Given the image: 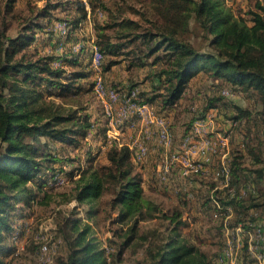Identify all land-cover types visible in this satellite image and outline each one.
Segmentation results:
<instances>
[{
    "label": "trees",
    "instance_id": "obj_1",
    "mask_svg": "<svg viewBox=\"0 0 264 264\" xmlns=\"http://www.w3.org/2000/svg\"><path fill=\"white\" fill-rule=\"evenodd\" d=\"M17 2L6 0L5 12H12ZM66 2L48 0L15 36L6 33V26L0 32V264H9L4 258L15 249L11 242L16 231L22 236L19 220L29 219L35 206L49 202L57 177H63L64 184L68 179L74 184L72 198L79 203L97 200L108 189L113 190L111 202L119 209L117 220L131 223L124 245L139 232L141 221L157 214L173 225L164 244L156 250L149 249L153 264H217L218 253L210 258L183 234L182 227L190 228L192 240L204 242L206 237L215 236L213 228L226 231L227 227H247L249 220L254 221L253 217L248 218L251 210L264 211V129L260 130L264 120V0H257L255 9L248 10L249 18L235 15L225 7L223 0H156L154 8L160 22L151 21L152 28L140 30L139 23L128 20L123 24L135 26V31L121 33L116 40L102 33L95 38L103 56L123 55L124 59H130V68L146 70L145 78L151 89L149 93L138 92V97L153 106L158 104V109L154 107L166 118H170L169 113L190 91L202 93L206 98L203 110L196 116L203 117L208 110L216 109L235 123L234 129L240 128L243 148L232 149L226 157L230 168L229 187L217 188L221 179L217 183L208 181L203 172L184 176L176 167L174 174L180 177L175 180L169 173L166 180L156 170L153 186L173 194L183 208L172 211H164L146 198L143 173L136 166L142 167V162L135 161L127 146L110 144L107 139L110 144L105 152L107 162L98 166L91 155V143L86 150L87 166L80 154L63 157L59 151H54V145L61 143L72 145V150L77 152L84 146L82 140L87 144L96 137L95 125L86 107L65 108L55 101L69 94L94 91L91 83L86 86L91 74L87 63L83 62L88 46L76 37L80 22L89 14L84 0L76 4L80 16L65 19L70 29L68 37L74 40L72 48L58 56L42 54L36 47L47 40L46 32L58 35L51 26L63 18L56 17L54 10L66 8ZM192 23L202 36L199 45L187 36L192 32ZM78 43L83 47L75 52ZM31 47L34 48L32 53ZM59 58L68 67H56L54 62ZM118 62L110 59L104 64L105 70ZM226 83L231 84L233 91L261 103L262 116L259 117L256 109L226 98L222 94ZM135 85L131 84L126 92L135 89ZM83 110L86 112H81ZM194 117L184 128V121L175 123L182 128L179 137L175 124L169 122L177 140L191 129L198 118ZM107 123L97 132L103 135L105 143ZM218 158L221 156L213 160L218 164L216 169L220 166ZM67 166L72 169L66 171ZM250 185L257 195L244 197L242 189ZM229 206L231 215L224 208ZM185 208L189 212V223L183 220ZM87 214L91 217L95 211L90 209ZM66 220L65 226L69 229L64 232V242L68 252L58 257L56 264H105L107 249L100 248L91 224H83L80 218L67 217ZM193 226L200 227V231L193 230ZM243 250L245 253L237 264H256L257 258L250 256L248 243Z\"/></svg>",
    "mask_w": 264,
    "mask_h": 264
},
{
    "label": "rangeland",
    "instance_id": "obj_2",
    "mask_svg": "<svg viewBox=\"0 0 264 264\" xmlns=\"http://www.w3.org/2000/svg\"><path fill=\"white\" fill-rule=\"evenodd\" d=\"M47 1L48 0H18L13 11L6 13L4 9L6 0H0V32L7 27V34L13 36L17 35L20 32L22 25L28 21L29 17L34 15L37 12V9L44 6ZM51 1H67L65 10H61V7H59L55 11L56 17L72 19L80 16V12L76 6L80 0ZM223 1L225 7L231 9L235 15H243L244 17L249 18L250 14L247 12L250 9H255V3L257 0ZM155 3L156 0H87L85 5L90 14V17H87L90 21L84 31H82V34L85 33V35H88L91 31L95 38L102 33L106 35L108 39L111 37L113 40H116L118 39L117 36L119 34L136 30L133 25L123 24L128 20L139 23L140 30L152 28L153 23L151 21L160 22V17L156 16L154 8ZM191 29V34L189 32L187 33V36L191 38L195 44H201L202 36H200L199 32L195 29V23L191 24ZM83 39L84 41L90 40L87 39V37L86 39ZM119 41L123 42V39H120ZM47 45L48 43L45 40V42L36 45V47L41 50L42 54L60 53L56 48L47 47ZM33 47L30 48L31 53L34 49ZM110 59H116L119 62L113 67V69L111 68L110 71L107 72V83L109 85L112 84L123 90L125 84L128 86L132 83H135L136 85L146 83L145 69L130 68V59H124L123 55H119L117 58L103 56L102 62L104 61L106 65ZM124 81H126L125 84H123ZM223 90H226L227 92H223ZM197 94L188 91L185 98H183V100L181 99L182 103H179V105L175 107L176 109L171 113L174 118V123L177 124L179 120H181V122L184 121L185 124H182V127L184 128L190 121H192L193 115H195L194 118H201L196 115L203 110L202 107L206 102V98L202 93ZM222 94L228 99L232 98L235 102L244 107L256 109V113H259V117L262 116V114H260L263 112L262 104L255 102L253 99L244 97L241 93L233 91L231 84L226 83V85L222 87ZM55 101L60 104L62 103L65 108L78 106V108L82 109V107H86V111L88 112L84 110L81 112L91 114L92 122L95 125L94 129L96 130V137L94 140L90 139L89 142H86L87 144H85L86 140H82L84 146L83 148L78 149L77 152L72 150V145L61 143L54 145V151H59L64 155L63 157H74L77 156V154H80L82 162L87 166L89 162L87 160L88 156L86 150L89 147L88 143H91V155L95 157V165L106 164L107 159L105 152L108 149V145H106V143H108L107 135L105 134V143L103 135L97 134V132L106 125L107 119L94 91L90 90L80 95L69 94L65 98H55ZM188 107L191 109L188 110ZM200 113L198 115H200ZM227 117L228 116L224 113L223 118L227 119ZM198 118H196V120ZM239 129L240 128L238 127L232 132L229 151L232 149L237 150L243 148L241 145L242 136L238 132ZM261 129H264V120L263 125L260 126V130ZM252 132L253 134H257L256 130H252ZM176 141L177 143L179 142L177 138ZM227 156L229 157V154ZM195 158L198 157L195 156ZM161 159L157 161V166L161 163ZM221 160V158H218L217 162L220 164ZM136 166L137 169L141 171V165L138 164ZM207 166L209 167L208 170L203 172L206 179L208 181L216 182L213 171L218 164L212 161ZM70 169H72V167L67 166L66 171H69ZM156 170H158V168H156ZM174 172L175 171L172 170L171 174H174ZM145 176L147 177V179L145 178L144 185L146 198L154 201L164 211H172L174 208L183 209L180 202L173 194L165 192L159 187L155 188L152 183H149L151 177L148 178L147 173H145ZM251 187L253 189H251ZM217 188L224 189L220 183ZM243 189L246 190V195H244V197H248L249 194H253V196L257 195V191L252 185ZM234 191L235 190H233V192ZM73 192L74 184L69 179L67 183L62 186L56 185L54 191L50 192L51 198L47 204H38V206L34 207V213L29 219L19 220L18 225L20 229L23 230L22 236H19V231H16V235L11 242L13 245L12 247L15 249H13L14 251L10 255L5 256L4 260L9 264H56L58 257H64L68 252V246H66L64 242V232L65 230L68 231L69 228L65 226V223L67 222V217H72L80 218L83 224H91L93 235L96 238L97 243L100 244V248L107 249V261L105 264L154 263L152 255L149 253V249L152 248V250H156L160 245H163L173 225L162 218L161 215L157 214V216L152 219L141 221L139 232L135 234L134 238L131 239L127 245H124L123 242L130 235L129 226L131 223L129 220L124 222L117 220L119 209L115 208L111 202L113 198V190L108 189L97 200L83 203H79L72 198ZM90 209L95 211V215L88 217L87 211ZM188 213V209L185 208L183 217L185 223H189ZM254 216H256V219ZM249 217H253L254 221L249 220L247 227H244V225L237 226L236 228L227 227L226 231H215V228H213L215 236L213 238L206 237V240H203L204 242H200L201 240L197 239L192 240L191 238H193V236H191L192 234L189 227H182V232L200 249L209 254L210 258H213V256L218 253V255H216L217 264L239 263L245 253L243 250L245 243L249 244L251 252L250 256L252 258H257L256 264H264L263 258L260 259L258 257L260 255L256 252L257 248H264V211H256L253 209L248 218ZM213 223H215V221H213ZM216 228L220 229L219 226H216ZM200 229V227L193 226V230L199 232ZM41 244L42 247L40 248ZM45 245L47 247H44Z\"/></svg>",
    "mask_w": 264,
    "mask_h": 264
},
{
    "label": "built area",
    "instance_id": "obj_3",
    "mask_svg": "<svg viewBox=\"0 0 264 264\" xmlns=\"http://www.w3.org/2000/svg\"><path fill=\"white\" fill-rule=\"evenodd\" d=\"M86 1L84 0L85 3ZM51 29L64 38L68 37L70 31L68 21L65 19L56 20ZM90 46L93 53L92 63L97 69L93 88L108 122L106 132L108 142L115 143L119 147L127 146L133 153L135 161L143 162L149 153V141L156 138L163 149L158 171L165 179L176 167L184 176L205 172L208 170L207 165L216 156H221L220 166L213 171L214 179L216 181L221 179L220 184L224 188L229 187L230 168L226 163V156L230 150V138L235 123L227 119L226 122L231 127L219 131L216 127L218 120L216 113H206L194 121L191 129L177 143L174 130L166 116L159 113L152 104L141 101L137 89L123 93L106 82L102 71L103 53L96 44L95 38L91 39ZM82 47L83 44L78 43L74 51L77 52ZM54 65L60 67L62 61L56 60ZM126 128L131 130L130 134L125 133ZM64 182L63 177H57L55 185H62ZM242 194L246 195L245 189L242 190ZM216 204L220 205L217 200ZM224 208L227 209L228 214L231 213L230 206ZM261 249L263 248H257L256 252L264 262V251Z\"/></svg>",
    "mask_w": 264,
    "mask_h": 264
},
{
    "label": "crops",
    "instance_id": "obj_4",
    "mask_svg": "<svg viewBox=\"0 0 264 264\" xmlns=\"http://www.w3.org/2000/svg\"><path fill=\"white\" fill-rule=\"evenodd\" d=\"M58 9V8H57ZM56 9V10H57ZM56 10H54V15H55V11ZM61 10H65V8H61ZM76 12V11H75ZM56 16V15H55ZM90 17V14H88V18ZM59 18V17H58ZM88 18L85 20V21H82V22H80V28H79V31L81 32V33H78V35L76 36L77 38H81V39H83V38H85L86 39V37H87V39H90V40H88V41H85L86 42V46H88V49L86 48V51H87V56L85 55H83L84 56V58H83V62H85V63H87V67H88V70L91 72V74H90V76H89V78L86 80V79H82L83 81L84 80H86V86H89V84L91 83V85L93 86V83H94V79H95V76H96V74H97V69L95 68V66L93 65V63H92V50H91V46H90V41H91V39L92 38H95L94 37V34L90 31V33H88V35H85V33L84 34H82V31H84V29H85V27H87V25H88V23H89V21L90 20H88ZM46 36H47V43H48V45H47V47L49 46V47H51V48H56V50L57 51H59L60 53H58V54H55V53H51V54H54V55H58V56H60V55H62L63 54V52L66 50V49H70V48H72V46H73V44H74V40H72L73 39V37L72 36H70V37H68V38H64L63 36H59V35H55L54 33H52V34H50V33H47L46 32V34H45ZM50 35H52V37H51V39H50ZM84 40V39H83ZM41 44V43H40ZM56 60H61L62 61V65L60 66V67H68L66 64H64V62H63V59H61V58H59V59H56ZM104 61L102 62V71H103V75H104V78H105V80L108 82V79H107V72L108 71H110V69L112 68L113 69V67L115 66H112L109 70H105V68H104ZM145 81H146V83L144 84H141V85H139V84H137V85H135L134 86V88L135 89H137V91L140 93V92H145V93H149V91H150V89H151V86H150V82H149V80H146L145 79ZM125 82L126 81H124V83L123 84H125ZM133 84V83H132ZM131 85V84H130ZM130 85H128V86H126V84H125V88L123 89V90H126L127 91V89H128V87L130 86ZM139 85V86H138ZM126 91H123V92H126ZM156 106V108H157V106H159L158 104H155ZM158 109V108H157ZM209 112H213V113H216V115L218 116V120H217V124H216V127H217V129L219 130V131H224V129H227V127H231V125L229 124L228 125V123L226 122V120L228 119V120H230L229 118H227V119H224L223 118V114L222 113H220L218 110H216V109H210V110H208L206 113H209ZM170 114V120L168 119V121L170 122V123H174L173 122V120H174V118H173V116H172V114L171 113H169ZM223 120H225V122L223 121ZM175 124V123H174ZM174 128H175V130H176V134H177V136L179 137V136H181L182 135V128L179 126V125H174ZM233 130H234V128H233ZM126 134H130L131 133V130H129L128 128H126V132H125ZM106 145H108V147H109V145L110 144H108V143H106ZM148 145H149V153H148V156L146 157V159L142 162V169H141V171H142V173H143V185H145V180L147 179V177L145 176V173H147V175H148V178H150L151 177V181H149V183H151L152 181H153V176H155V174H156V168H158V166H156L157 164V161L158 160H160L161 158H162V156H163V149H162V146L158 143V140L155 138V139H153V140H151V141H149V143H148ZM241 145H243L242 143H241ZM230 152V151H229ZM229 154V153H228ZM209 168V167H208ZM169 175H171L172 176V178H174L175 180L176 179H178V177H180V175L179 174H169ZM170 176V177H171ZM146 178V179H145ZM169 178V177H168ZM167 178V179H168ZM166 179V180H167ZM191 184V183H190Z\"/></svg>",
    "mask_w": 264,
    "mask_h": 264
}]
</instances>
